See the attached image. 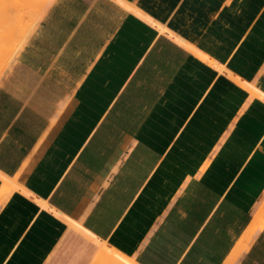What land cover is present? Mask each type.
I'll return each mask as SVG.
<instances>
[{
  "label": "crops",
  "instance_id": "crops-1",
  "mask_svg": "<svg viewBox=\"0 0 264 264\" xmlns=\"http://www.w3.org/2000/svg\"><path fill=\"white\" fill-rule=\"evenodd\" d=\"M263 202L264 0H52L5 60L0 264H264Z\"/></svg>",
  "mask_w": 264,
  "mask_h": 264
},
{
  "label": "bare ground",
  "instance_id": "bare-ground-1",
  "mask_svg": "<svg viewBox=\"0 0 264 264\" xmlns=\"http://www.w3.org/2000/svg\"><path fill=\"white\" fill-rule=\"evenodd\" d=\"M51 1L52 0H0V70L9 56L15 53L17 54L24 38H26L31 28L40 17L38 16L39 10H45ZM261 224L264 225V202L255 214L250 229L253 230ZM113 251H109L108 255H113ZM118 252L120 251L118 250ZM108 255L107 257H109ZM121 255L127 259V256H123V253ZM128 259L132 263L131 258ZM110 262L112 264V261H108L107 263L110 264Z\"/></svg>",
  "mask_w": 264,
  "mask_h": 264
},
{
  "label": "rangeland",
  "instance_id": "rangeland-1",
  "mask_svg": "<svg viewBox=\"0 0 264 264\" xmlns=\"http://www.w3.org/2000/svg\"><path fill=\"white\" fill-rule=\"evenodd\" d=\"M39 11H40V12H39V15H38V16H41V14L43 13L44 9H43V10H39ZM24 40H25V38H24ZM23 42H24V41H23ZM13 58H14V57H13ZM13 58H11V59L8 60L7 65H8V63H9Z\"/></svg>",
  "mask_w": 264,
  "mask_h": 264
}]
</instances>
